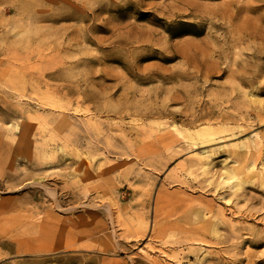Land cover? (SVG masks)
<instances>
[{"label":"rangeland","instance_id":"1","mask_svg":"<svg viewBox=\"0 0 264 264\" xmlns=\"http://www.w3.org/2000/svg\"><path fill=\"white\" fill-rule=\"evenodd\" d=\"M0 264H264V0H0Z\"/></svg>","mask_w":264,"mask_h":264},{"label":"bare ground","instance_id":"2","mask_svg":"<svg viewBox=\"0 0 264 264\" xmlns=\"http://www.w3.org/2000/svg\"><path fill=\"white\" fill-rule=\"evenodd\" d=\"M227 177H228V176H227ZM231 178H232V177H231ZM236 185H237V184H236ZM241 185H242V184H241ZM241 185H240V186H241Z\"/></svg>","mask_w":264,"mask_h":264}]
</instances>
